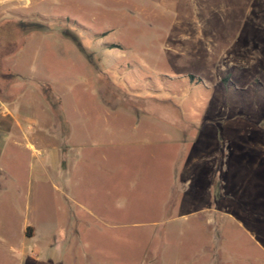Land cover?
I'll use <instances>...</instances> for the list:
<instances>
[{
	"label": "rangeland",
	"instance_id": "obj_1",
	"mask_svg": "<svg viewBox=\"0 0 264 264\" xmlns=\"http://www.w3.org/2000/svg\"><path fill=\"white\" fill-rule=\"evenodd\" d=\"M6 19L52 31L0 88V264H264V0H0Z\"/></svg>",
	"mask_w": 264,
	"mask_h": 264
},
{
	"label": "trees",
	"instance_id": "obj_2",
	"mask_svg": "<svg viewBox=\"0 0 264 264\" xmlns=\"http://www.w3.org/2000/svg\"><path fill=\"white\" fill-rule=\"evenodd\" d=\"M7 25H11L13 28L11 35L9 34V31L6 30ZM36 31L50 32L52 29L49 31V28H46V26L39 21H15L12 19L0 21V88H3L5 93L14 90L16 82L19 79L18 77H20L11 72L13 62L9 59L12 58L15 53L26 43L29 35ZM14 41L17 43H14ZM22 81L26 80L22 78ZM27 82L23 83L20 91L18 92H21L25 88ZM38 89H40V87H38ZM40 93H42L41 89ZM10 96L13 97L14 94L11 92ZM12 99L13 98L10 100Z\"/></svg>",
	"mask_w": 264,
	"mask_h": 264
},
{
	"label": "crops",
	"instance_id": "obj_3",
	"mask_svg": "<svg viewBox=\"0 0 264 264\" xmlns=\"http://www.w3.org/2000/svg\"><path fill=\"white\" fill-rule=\"evenodd\" d=\"M11 116L14 117L13 114H11ZM40 250H41V248H40ZM70 256H71V258L74 260L73 257H74L75 255H71V254H70ZM85 257H86V255H85Z\"/></svg>",
	"mask_w": 264,
	"mask_h": 264
}]
</instances>
